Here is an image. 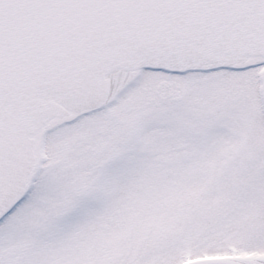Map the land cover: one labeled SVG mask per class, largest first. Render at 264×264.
<instances>
[{
  "label": "snow or ice",
  "instance_id": "snow-or-ice-1",
  "mask_svg": "<svg viewBox=\"0 0 264 264\" xmlns=\"http://www.w3.org/2000/svg\"><path fill=\"white\" fill-rule=\"evenodd\" d=\"M0 264H264V0H0Z\"/></svg>",
  "mask_w": 264,
  "mask_h": 264
}]
</instances>
